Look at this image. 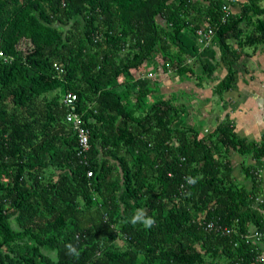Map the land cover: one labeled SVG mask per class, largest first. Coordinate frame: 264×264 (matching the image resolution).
<instances>
[{"label":"trees","instance_id":"obj_1","mask_svg":"<svg viewBox=\"0 0 264 264\" xmlns=\"http://www.w3.org/2000/svg\"><path fill=\"white\" fill-rule=\"evenodd\" d=\"M236 1L0 0V264H261L243 238L264 229L259 180H236L227 153L264 145L226 123L202 136L148 76L202 83L223 65L215 93L232 88L244 49L264 48V0L225 14ZM137 209L151 228L128 222Z\"/></svg>","mask_w":264,"mask_h":264},{"label":"crops","instance_id":"obj_2","mask_svg":"<svg viewBox=\"0 0 264 264\" xmlns=\"http://www.w3.org/2000/svg\"><path fill=\"white\" fill-rule=\"evenodd\" d=\"M244 1L237 0L234 6H231L232 11L239 12L240 3ZM244 50L246 55L236 65L237 82L222 95L215 93V88L227 75V69L223 65L215 72V77L208 85H204V81L200 83L197 77L183 79L171 72H165L164 76L160 70H152L151 72L154 73L151 78H155L156 84L164 94L178 92L190 95L188 102L190 110L185 112L184 116L188 118L189 125L198 129L202 136L213 133L218 125L226 123L238 138L247 143L264 145V48L262 46L246 47ZM177 98L180 99V96ZM178 101L177 104L185 108L183 101ZM215 106L219 107L218 111L214 110ZM200 119L215 123H212L214 125L206 123L207 126L199 128ZM227 155L231 162L233 176L249 189L253 187V181L250 176H247V169L254 167L260 185L259 201L264 203V157H243L233 149H229ZM258 242L260 253L264 255V244Z\"/></svg>","mask_w":264,"mask_h":264},{"label":"built area","instance_id":"obj_3","mask_svg":"<svg viewBox=\"0 0 264 264\" xmlns=\"http://www.w3.org/2000/svg\"><path fill=\"white\" fill-rule=\"evenodd\" d=\"M223 10H224L225 14H229V12L231 10V5L225 4L223 6ZM197 34H198V41L200 42V44L203 47H206V46L211 44V40H212L213 35H214V30L213 29H208V30L199 29L197 31ZM0 55L3 56L4 55L3 52H0ZM148 76H150V77L153 76V72H149ZM76 99H77V95L73 94V93L68 94L64 99V102L66 103V105H68L70 107V112L67 116V120L73 124L74 128L78 132L79 142H80V146L82 148V151H86L90 147L89 130L84 125L83 119L80 117V115L76 111V105H75ZM206 229H208V230H214L215 229V230L220 231L224 234H228V233H231L232 231H235L234 228H231L228 226L217 225L215 223V221L207 222L206 223ZM243 238L247 242L251 241L254 245H257V246L260 245V243L258 241L263 242V244H264V229L261 230V229L256 228L249 233L243 234ZM256 260L259 263H262L264 261V255L258 254ZM238 264H242V263H238Z\"/></svg>","mask_w":264,"mask_h":264},{"label":"clouds","instance_id":"obj_4","mask_svg":"<svg viewBox=\"0 0 264 264\" xmlns=\"http://www.w3.org/2000/svg\"><path fill=\"white\" fill-rule=\"evenodd\" d=\"M186 180L189 184L196 183V179L193 177H186ZM128 222L133 226L142 224L145 228H151L155 224L154 218L148 216L146 214V210L144 209H137L136 212L129 218ZM66 248L70 255H78L77 249L71 243L67 244Z\"/></svg>","mask_w":264,"mask_h":264},{"label":"rangeland","instance_id":"obj_5","mask_svg":"<svg viewBox=\"0 0 264 264\" xmlns=\"http://www.w3.org/2000/svg\"><path fill=\"white\" fill-rule=\"evenodd\" d=\"M162 73H163V75L165 76L166 74H165V72H163V69L162 70H160ZM136 74H139V72H137ZM171 74H173V72H171ZM168 77V76H167ZM210 83V80H208V79H206L204 82H203V84L204 85H208ZM165 95L166 96H168V97H172L173 96V98H174V100L177 102V103H179V101L178 100H180V102H182L183 101V105L185 106V108L184 109H186V113H187V111L188 110H190L189 108V104H188V102H189V97H190V95H188V94H185V95H183V94H179L178 92L177 93H165ZM177 96H180V99L179 98H177ZM217 106V105H216ZM215 106V108H214V110L215 111H218V108L219 107H216ZM186 118V122L188 123V118L187 117H185ZM206 123H215L214 121H212V122H210L209 120L207 121V120H204V119H200V122L198 121V127L200 128V127H205V126H207L206 125ZM189 124V123H188ZM194 125H196V124H194ZM205 125V126H204ZM212 125H214V124H212Z\"/></svg>","mask_w":264,"mask_h":264},{"label":"bare ground","instance_id":"obj_6","mask_svg":"<svg viewBox=\"0 0 264 264\" xmlns=\"http://www.w3.org/2000/svg\"><path fill=\"white\" fill-rule=\"evenodd\" d=\"M262 253L259 252V255H261ZM263 255V254H262ZM264 262V261H263Z\"/></svg>","mask_w":264,"mask_h":264}]
</instances>
